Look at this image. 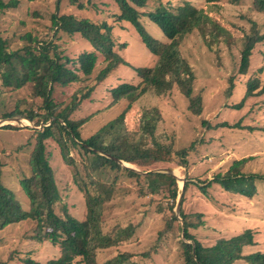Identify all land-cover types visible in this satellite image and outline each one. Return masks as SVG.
Masks as SVG:
<instances>
[{
  "label": "rangeland",
  "instance_id": "1",
  "mask_svg": "<svg viewBox=\"0 0 264 264\" xmlns=\"http://www.w3.org/2000/svg\"><path fill=\"white\" fill-rule=\"evenodd\" d=\"M19 1L18 9L0 13V32L10 41L12 50H21L24 45L21 37L31 33L33 37L46 40L48 44H57V52L75 59L94 49L79 34L70 38L64 32H59L56 36V29H51L54 15L75 14L93 22L111 23L112 40L116 49L114 51L127 65L120 66L113 75L99 84L97 77L105 67V58L97 52L98 61L90 77L84 78L75 65L68 64L69 70L78 73L83 82L79 81L74 85L70 83L66 87L57 86L54 90L53 100L61 108L62 105H72L75 93L82 88L90 91L87 88L95 86L91 95L71 115L74 121L90 117L89 122L81 128L82 138L85 140L126 110L128 100L113 104L111 91L123 83L140 84L141 79L134 69L151 68L157 61L132 25L122 21L114 23L117 9L113 0H75V3L72 0ZM158 1L150 0L147 11H153ZM160 1L176 5L187 0ZM203 1L188 0L198 7L205 6ZM222 1L224 6L219 8L218 14L228 22L227 27L235 24L249 32L251 22H255L264 33V12H249L252 0H241L237 7H232L229 0ZM80 5L83 9H79ZM212 10L214 8L210 7L209 11ZM142 24L157 42H167L165 34L147 17L142 20ZM236 31L235 35L241 34ZM180 50L195 75L192 97L201 99V114L194 115L189 110V99L177 86L162 97L156 96L154 92L146 94L126 114V126L133 133V139L138 140L142 111L151 108L161 111L155 138L158 143L172 147L171 156L167 159L169 163L156 164L145 171L137 166L131 167L144 173L173 170L177 176L178 198L174 202L168 198L167 192L163 193L168 187L166 183L161 182L157 193H153L147 181L123 176L116 184L111 201L105 206L102 227L105 233L114 231L113 236L116 230L126 228H132L134 234L120 245L100 251L99 263L128 254L131 255L129 264H184L181 242H192L185 239L183 229L179 228L183 226L180 210L186 214L202 215L203 226L189 231L204 246L209 247L218 240L230 239L251 231L254 246L245 247L243 254H264V95H259L264 83V44H259L254 49L246 75L239 74L243 50L241 45L230 48L220 42L209 49L195 31L183 40ZM216 50H219L218 55H215ZM250 80L259 81L254 93L258 95L244 99L248 86L253 84ZM43 106V101L34 96L30 87L14 90L3 87L0 80L2 182L16 194L24 210L28 209L29 203L19 181L30 174L29 158L36 143L35 130L41 131L42 126H48L49 123L35 126L30 121V124H24L23 120L26 119L20 117L3 119L17 108L27 113H43ZM6 126H13L15 129H7ZM152 143L148 140L147 148L155 149ZM182 151L186 154V168L179 166L182 159L179 153ZM160 153L167 155L166 150H161ZM46 154H49V163L61 197V202L56 205V213L63 217L67 211L70 216L84 220L86 200L79 184L83 181L88 185L92 177L89 172H85L82 158L73 152L75 165L67 166L58 145L52 140L46 141ZM242 159H249L241 170L245 178L256 177L244 186L245 189L252 188V197L234 191L237 189L234 188L237 177L234 175L237 172L233 175L229 170L234 162ZM218 175L226 178L207 187ZM103 179L109 183V178ZM184 179L189 187L182 193ZM206 187L209 198L201 192ZM171 207L173 210H170ZM175 217L177 220L168 229L170 220ZM36 229L37 222L30 220L1 231L0 260L9 264H27L31 261V264H49L50 261L59 259L62 256L60 246L46 240L38 242L35 239ZM72 264H82L81 259H75ZM234 264L247 263L237 261Z\"/></svg>",
  "mask_w": 264,
  "mask_h": 264
},
{
  "label": "trees",
  "instance_id": "2",
  "mask_svg": "<svg viewBox=\"0 0 264 264\" xmlns=\"http://www.w3.org/2000/svg\"><path fill=\"white\" fill-rule=\"evenodd\" d=\"M113 1L117 9L115 16L113 14L114 23L122 21L132 25L157 62L151 68L134 69L141 79L140 84L123 83L111 91L113 104L128 100L126 110L85 140L82 138L81 128L89 122L90 117L74 121L71 115L80 103L91 95L95 86L87 88L90 91L82 88L75 93L78 98L73 99L72 105L66 107L62 105L61 108L53 100L54 90L57 86L66 87L70 83L74 85L79 81L83 82L78 73L69 70L68 64L75 65L84 78L90 77L98 61L97 52L105 58V67L97 77L99 84L113 75L120 66L127 65L123 58L114 51L116 49H114L115 44L112 40L111 23L108 21L97 23L75 14L54 15L51 29H56V36L59 32H64L70 38L79 34L94 49L75 59L63 56L62 52H57L59 48L57 44H48L46 40L33 37L31 33L21 37L24 43L21 50H12L10 41L0 32V80H2L3 87L14 90L30 87L34 96L43 101L45 110L43 113L33 111L27 113L17 108L3 120L20 117L26 119L23 121L28 124L34 123L35 126L49 123L48 126H42L41 131L35 130L36 143L29 158L30 174L19 181L29 203L27 210L23 209L16 194L3 184V164L0 162V232L24 221L37 222L35 239L38 242L49 241L56 246L59 245L62 249V256L50 261L49 264H72L78 258L81 259L82 264H129L131 255L128 254H121L104 263L98 261L100 251L120 245L134 234L132 228H126L116 230L113 236L114 231L105 233L102 227L105 206L111 201L117 188L116 184L123 176L132 180L147 181L153 193H157L162 185L161 182L166 183L168 187L163 193L167 192L168 198L174 202L177 200L179 190L175 177L163 173L140 175L123 168L117 161L137 166L142 171L156 164L169 163L167 159L171 156L172 147L158 143L155 138L158 124L161 121V111L158 108L142 111L138 140L133 139V133L126 126V114L131 110L132 105L146 94L154 92L156 96L162 97L177 86L180 92L189 99V110H192L194 115L201 114L199 106L201 99L192 97L195 75L188 62L182 57L180 50L183 40L196 31L209 49L219 45L220 42L230 48L241 45L243 50H241L240 75L247 74L254 49L257 45L264 44V33L258 29L255 22H251L252 28L249 32L235 24L227 27L228 22L218 14L219 8L224 6L222 0H204L205 6L202 7L195 6L188 0L180 1L176 5L164 4L159 0L157 2L159 6L157 5L153 11L150 9L147 11L150 0ZM240 1L229 0V4L237 7ZM251 2L249 12H264V0H252ZM19 6V0H0V13L18 9ZM210 7L214 8L211 12ZM80 8L83 9V6L80 5ZM145 17L165 34L166 43L157 42L145 30L142 24ZM235 31L241 34L235 35ZM218 53L219 50H216L215 55ZM249 82L253 84L248 86L244 99L258 95L254 93L258 89L259 81L250 80ZM261 94L264 95V83L259 95ZM7 129L15 128L8 126ZM48 140L58 145L67 166L75 165L72 153L76 152V155L82 158L85 172H89L92 177L88 185L83 181L79 184L86 200L84 220L80 221L70 216L67 211L63 217L56 213V205L61 202V197L49 163V154H46V141ZM148 140L153 142L152 147L154 146L155 149L147 148ZM161 150H166L168 156L161 154ZM179 156L182 158L179 166L186 168L184 151L180 152ZM248 161L249 159H242L234 162L229 172L233 175L237 172V175H234L237 176L234 184V188L237 189L234 191L243 196L252 197V188L245 189L244 186L256 177L245 178V174L241 172ZM105 177L109 178V183L103 179ZM223 178L226 177L218 175L207 187H211L212 183ZM188 187L187 182L184 192ZM207 187L202 188L201 192L209 198ZM170 210L173 208L171 207ZM179 216L183 223V226L179 228L183 229L185 239L192 242H181L184 264H234L237 261H245L247 264H264V254H243L245 247L254 246L251 231H245L230 239L218 240L214 245L206 247L189 231L203 226L202 215L186 214L180 210ZM176 220V217L170 220L168 229L172 228ZM31 263L32 261L27 262V264ZM0 264H9V262L0 260Z\"/></svg>",
  "mask_w": 264,
  "mask_h": 264
},
{
  "label": "water",
  "instance_id": "3",
  "mask_svg": "<svg viewBox=\"0 0 264 264\" xmlns=\"http://www.w3.org/2000/svg\"><path fill=\"white\" fill-rule=\"evenodd\" d=\"M117 162H118V164L121 165L123 168L130 169V170H132V171H134V172H136V173H138V174H140V175H144V176H146V175H148L149 173L154 174V171H150V172L144 173V172H141V171H139V170H136L135 168H132V167L129 166V165H126V163H124V162H122V161H117ZM158 173L170 174L171 176L177 178V176L174 174V171L171 170V169H166V170L160 171V172H158ZM185 183H186V179L183 180L182 193H183L184 188H185ZM181 199H182V194H181V196H180V198H179V203H178L179 207H180V204H181Z\"/></svg>",
  "mask_w": 264,
  "mask_h": 264
},
{
  "label": "bare ground",
  "instance_id": "4",
  "mask_svg": "<svg viewBox=\"0 0 264 264\" xmlns=\"http://www.w3.org/2000/svg\"><path fill=\"white\" fill-rule=\"evenodd\" d=\"M23 122H24V124H28V123L25 122V121H23ZM126 165H129V164L126 163ZM129 166H131V165H129ZM181 186H182V184H181V182H180V188H181Z\"/></svg>",
  "mask_w": 264,
  "mask_h": 264
}]
</instances>
